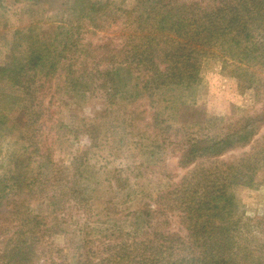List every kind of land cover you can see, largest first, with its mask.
Segmentation results:
<instances>
[{
  "label": "rangeland",
  "instance_id": "rangeland-1",
  "mask_svg": "<svg viewBox=\"0 0 264 264\" xmlns=\"http://www.w3.org/2000/svg\"><path fill=\"white\" fill-rule=\"evenodd\" d=\"M96 1L105 5L102 12L107 16L105 23L96 29L83 23L74 35L81 45L91 46L90 55H84L81 47L70 62L64 61L58 67L47 83L43 84V78L38 77L34 83L37 91L33 100L37 108L33 109V116L28 114V97L5 112L0 132V197L1 188L6 185L8 189L0 208V242L6 231L9 237L20 230L19 222L22 218L29 219L28 216L45 218L37 228L40 237L46 233L41 237L43 243L37 246L45 254L39 264L42 260L56 264L61 260L71 262L78 252L92 260L106 258V246L123 239L129 241L135 233L138 241L162 233L182 235L176 198L181 197L179 190L186 186L189 176L196 171L201 175L224 172L239 159L255 157L258 168L252 185L234 186L230 192L241 228L242 225L245 229L256 228L252 246L264 245V73H256L257 85L247 87L234 77L233 68H222L220 60L208 58L200 65L194 96L178 100L182 103L176 106L168 107L161 100L178 97V92L159 90L155 99L146 98L140 80L139 86H135L138 81L133 77L118 88L115 96L108 95L103 78L96 84L92 81L91 74L95 79L97 76L91 68L99 62L93 67L97 72L108 70L123 56L119 54L123 38L137 37L134 16L119 12L131 10L136 0ZM67 5V0H0V65L10 58V43L17 41V50L21 51V36L13 37L14 32L31 31L35 41L42 43L62 44L68 39L78 23ZM106 40L110 47L93 49ZM110 54L119 57L112 63ZM76 70L83 72L76 81L79 87L71 82V88L66 89L62 74ZM0 88L16 97L23 94L5 82ZM84 88L87 91L83 95ZM110 108L113 112L102 114ZM210 120L215 121L208 125ZM93 126L97 128L90 132ZM219 134L230 135L229 143L223 147L229 152L220 157L207 153L205 157L210 158H198L185 166L178 163L193 139ZM20 135H24L23 139ZM30 141H36L38 153L49 152L47 163L42 162L41 174H37V161H41L42 155L32 152ZM16 157H30V162L24 161L18 171L19 197L11 196L19 186L12 178ZM32 179L42 187L30 186ZM58 180L61 187L70 180H80L78 188L84 202L79 206L70 202L68 205L73 204V209H66L64 198L59 197L61 187H55V197V188L50 186ZM119 189L121 193H116ZM53 196L56 199L52 201ZM107 200L109 205L105 204ZM143 207L152 218L141 217L135 223L132 215ZM52 216L64 220L61 233L56 236L51 235L58 230L52 225Z\"/></svg>",
  "mask_w": 264,
  "mask_h": 264
},
{
  "label": "trees",
  "instance_id": "trees-1",
  "mask_svg": "<svg viewBox=\"0 0 264 264\" xmlns=\"http://www.w3.org/2000/svg\"><path fill=\"white\" fill-rule=\"evenodd\" d=\"M67 1L68 10L75 16L78 24L62 44L55 41H35L31 31H28V34L18 31L12 35L21 36V51L17 50V41L8 45L12 52L9 60L0 65V87L5 82L23 94L16 97L0 88V132L6 119L5 112L11 111L26 97L29 104L27 109L30 110L28 114L34 115L33 109L37 108L33 100L37 91L34 83L39 76L43 78V84L47 83L56 75L58 67H61L64 61L70 62L81 47H84V55H90L88 52L91 46L81 45L77 38L74 40V35L83 23L92 25L94 29L102 27L107 18L106 13H102L105 5L96 0ZM119 12L134 16L133 24L137 27L134 30L138 35L123 38L119 50V54L123 56L119 62L113 63L119 55L110 54L109 60L113 65L108 70L97 72L93 67L99 65V62L91 68L97 76L95 79L91 74L92 81L96 84L103 78V88L108 95L115 96L118 88L133 77L138 81L135 86H139L140 80L141 91L146 98L155 99L159 90L178 92V97L168 96L161 100L168 107L171 104L176 106L182 103L178 100L194 96L199 83L200 65L208 58L220 60L222 68H233L234 77L247 87L254 83L257 85L259 79L256 73H264V0H136L131 10ZM107 40L93 49H107V46L110 47ZM78 73L76 70L62 74L66 89L71 88V82L79 87L76 81L83 72ZM81 91L84 95L87 90L84 88ZM111 112L113 109L110 108L102 114ZM215 120H210L208 125ZM96 128L90 127L89 131H95ZM20 137L23 139L24 135ZM27 137L29 138V135ZM199 137L192 141L188 139L191 141L189 147L178 162L181 166L195 163L198 158H210L211 156L205 157L207 153L220 157L229 152L223 148L229 143V134ZM30 138L33 139L34 136L30 135ZM93 141L95 142L96 138L92 137ZM121 142L122 140L118 141L119 144ZM29 144L34 147L31 148L33 153L42 155L41 161H37V174H41L40 170L44 166L42 162L47 163L49 152L38 153L36 141H30ZM20 158L16 157L12 172V178L19 185L14 188L15 191L11 194L13 197L21 195L20 182L17 181L19 168L24 161L30 162V157ZM254 158L239 159L229 164L224 172L201 175L196 171L189 176L186 186L179 190L181 197L176 198L179 200L176 209L179 211L182 235L162 233L159 237L157 235L156 238L138 241L134 238L137 236L135 233L129 237V241L123 239L110 246H104L106 258L100 256L98 260H92L78 252L71 262L61 260L59 264H264V245L252 246L253 238L257 235L256 228L245 229L243 225L244 230L241 228V219L237 217L232 191L230 192L234 186L252 185L258 168V161ZM34 180L36 179L29 182L30 186L42 187L41 184L32 182ZM80 180L84 178L81 177ZM79 181L70 180L63 187L58 184L59 180L50 184L54 188L61 187L58 191L62 195L59 197L64 198L66 209L72 210L73 204L79 206L84 202L79 193ZM7 189L6 185L1 188L0 208L6 200L7 194L5 196L4 191ZM54 191L53 195L56 197L57 189ZM121 191L122 189H119L116 193ZM54 196L50 200H55ZM70 202L74 203L68 205ZM105 204L109 205L110 200ZM149 214L150 211L143 207L132 215V219L135 223L141 217L149 220L152 218ZM28 217L29 219L22 218L19 222L20 230L14 231L9 237L7 235L10 233L7 231L3 234L0 264H39L40 257L45 255L37 248L40 242L43 243L41 237L46 234L43 232L40 237L37 228L45 218ZM50 219L54 222L52 225L58 228L51 234L56 236L61 233L60 225L64 220L58 216H52ZM245 225L248 228V224ZM79 249L80 247L78 251ZM42 264L56 263L52 260H42Z\"/></svg>",
  "mask_w": 264,
  "mask_h": 264
}]
</instances>
